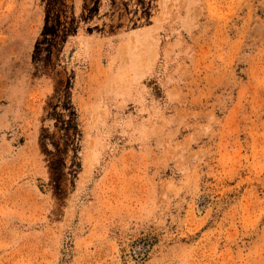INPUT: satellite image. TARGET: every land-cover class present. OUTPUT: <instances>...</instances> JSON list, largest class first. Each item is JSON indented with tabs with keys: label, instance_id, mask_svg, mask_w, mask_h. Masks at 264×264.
Masks as SVG:
<instances>
[{
	"label": "rangeland",
	"instance_id": "rangeland-1",
	"mask_svg": "<svg viewBox=\"0 0 264 264\" xmlns=\"http://www.w3.org/2000/svg\"><path fill=\"white\" fill-rule=\"evenodd\" d=\"M0 264H264V0H0Z\"/></svg>",
	"mask_w": 264,
	"mask_h": 264
}]
</instances>
